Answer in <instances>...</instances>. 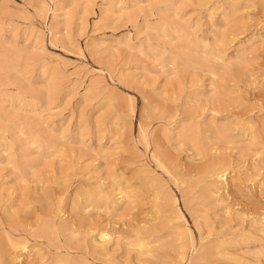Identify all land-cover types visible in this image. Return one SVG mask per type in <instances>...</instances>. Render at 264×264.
<instances>
[{"label": "rangeland", "instance_id": "rangeland-1", "mask_svg": "<svg viewBox=\"0 0 264 264\" xmlns=\"http://www.w3.org/2000/svg\"><path fill=\"white\" fill-rule=\"evenodd\" d=\"M68 1L0 0V55L2 58H12L18 49H24L25 52L22 58L24 76L12 70L0 73V127L4 125L1 128H11L6 133V141L14 149L13 162L8 163L6 155L0 156L3 159L0 162V250H4L2 253L6 262L54 264L53 259L58 251L69 258L77 257L78 264H116V261L117 264H175L180 260L182 264H197L195 260V263H190L193 255L195 258L196 252L202 251L199 249L203 243L212 242L216 237L228 239L229 248L236 253L246 246L254 249L260 242L263 244L260 234L254 233L256 230L252 220L255 223L264 222V0H83L87 3L80 0L77 4L69 2L72 5ZM119 1L126 3L129 14L109 12L113 8L111 4L118 5ZM157 30L164 31V36H160ZM215 54L224 60L220 61L222 64L212 58ZM173 59L176 64L174 66L171 64ZM220 65L226 66L223 69ZM214 66L218 70L221 67L222 71L219 70L217 74L219 71ZM213 84L222 85V89L219 86L214 88ZM213 93L217 100L213 98L212 103H209ZM154 105L157 117L154 113H151L152 116L149 114L152 145L146 148L139 133V123L144 114L143 107L153 109ZM250 120L254 123V128L250 127L255 132L253 137L248 131L251 130L249 125H252ZM187 124L197 128L193 131L197 134L194 135L196 140L210 146L206 154L197 153L191 143H181L179 137L175 136L182 125ZM19 128L28 134L25 135L29 139L33 133L38 142L35 145L27 144L28 138L21 136L23 134L21 137L18 135ZM218 130H222L228 140L235 136L233 142H237L229 144L224 137L222 141ZM11 132L17 133L15 136L18 138H13L15 136ZM16 139H20L19 142ZM155 141L160 142L161 149L164 148L162 150L167 154L162 163L152 157ZM165 160H170L169 164ZM213 162L223 168L226 165L230 168L232 185L225 190L229 197H226V204L214 205L215 208L213 204L208 206L211 209L207 211L213 217L210 221L216 220L213 222L216 227L213 230L216 232L220 223L225 226L231 222L234 228L226 224L230 230L225 232L221 230L220 224V234L228 233L227 237L215 231L209 236L208 230H205L203 236L206 239H203L197 229V218L204 213L195 211V215L192 210L197 207V203L194 204L197 199L193 194L200 190L199 186L203 187V182L199 181L200 168ZM113 181L127 188L125 191L129 195H135L128 203V208L127 202L124 209L121 207L123 203H113V194L118 192L113 190ZM96 182L102 184L112 196L106 201L97 194L93 200L94 206L88 209L90 201L86 200L83 192L96 187ZM195 183L197 187H194ZM152 187L154 190L169 189L167 192L173 196L175 194L185 219L182 225H188L193 233L192 239L188 236V242L185 237L182 242L179 240L187 244L184 260L173 252H180V249H176L180 242L177 243L174 236L168 235L175 222L172 226L168 224L169 227L165 219L169 213L163 215L162 210L169 206L156 203V190ZM81 189L84 190L79 191ZM226 205L230 206L229 212L233 214H228L230 217L227 215L231 221H227L223 210ZM13 206L15 208L11 209ZM155 207L160 210L162 208L161 212ZM48 216H52L53 219L49 218L54 220L53 225L57 227V234H51L54 237L41 227ZM151 216H158L153 219L159 225L155 224ZM145 219L148 221L147 227L152 231H147L148 236L153 235L151 239L157 240L153 245L158 246L153 247L152 254L144 255L143 260L140 258L139 261L137 250L129 245L128 235L135 223L145 222ZM160 221H163L164 226ZM104 225L113 233H123L111 262L103 256H97V253H89L93 251L90 245L86 247L82 241L77 242L82 239L78 240L70 234L76 231L79 238L86 236L89 239L96 228H103ZM153 227L157 228L156 231ZM33 229L36 232L41 230L42 236ZM242 231L246 235H240ZM43 232L47 237H43ZM55 236L56 241L62 244L57 242V246ZM69 237L72 241L68 240ZM159 242L163 243L165 250ZM81 243L87 249L82 250ZM24 245L30 246V253L22 250ZM171 245L175 250L171 249ZM33 246H39V251L38 248L36 250L42 253V256L39 254L42 259L45 257L43 260L40 258V263L36 250L31 251L35 249ZM32 252L33 255H30ZM44 252L47 254L44 255ZM11 253L14 257L20 253L21 258L15 259ZM35 255L38 261H34ZM46 255L52 256L51 260L48 257L50 261ZM123 256L125 258H120ZM249 258L254 260L251 261L253 264H264L263 256L257 257V260L254 256ZM215 260L216 264L223 261L215 256L209 264H215Z\"/></svg>", "mask_w": 264, "mask_h": 264}, {"label": "bare ground", "instance_id": "bare-ground-1", "mask_svg": "<svg viewBox=\"0 0 264 264\" xmlns=\"http://www.w3.org/2000/svg\"><path fill=\"white\" fill-rule=\"evenodd\" d=\"M2 1V0H1ZM4 1H6V0H4ZM62 1H65V0H62ZM68 1V0H67ZM80 0H69L68 1V3L69 2H72V3H78ZM81 1H83V0H81ZM80 1V2H81ZM113 1V0H112ZM163 1V0H162ZM41 2V1H40ZM39 2V3H40ZM43 2V1H42ZM41 2V3H42ZM83 2H86V1H83ZM83 2H82V4H83ZM72 3H69V4H71L72 5ZM87 3V2H86ZM85 3V4H86ZM128 3V2H127ZM132 3V2H131ZM63 4V3H62ZM82 4H81V6H82ZM93 4V3H92ZM116 4V3H115ZM115 4H111L112 5V7L113 8H117V10H113V8L111 9V10H109V9H107V10H109V12L111 11H113V12H119L120 14L122 13H128L127 12V10L129 9V7L126 5V3H124L123 4V1H119L117 4L118 5H115ZM123 4V5H122ZM6 5V4H5ZM58 6H59V3L57 4ZM70 5V6H71ZM108 5V4H107ZM138 5V4H137ZM9 6V5H8ZM7 5H6V7H8ZM64 6V5H63ZM86 6V5H85ZM103 6V5H102ZM106 6V5H105ZM231 6V5H230ZM5 7V8H6ZM89 7V6H88ZM80 8V7H79ZM83 8H85V7H83ZM92 8V7H91ZM102 8V7H101ZM45 9V8H44ZM58 9V8H57ZM78 9V8H77ZM222 9V8H221ZM85 10V9H84ZM104 10V9H103ZM133 10V9H132ZM43 11V10H42ZM129 11V10H128ZM84 12H86V10L84 11ZM56 13V12H55ZM142 13V12H141ZM129 14V13H128ZM127 14V15H128ZM178 14V13H177ZM57 16V15H56ZM122 16V15H121ZM182 16V15H181ZM65 17H67V16H65ZM127 17V16H126ZM67 19V18H66ZM183 19V18H182ZM172 20V19H171ZM184 20H181V22H183ZM180 22V21H179ZM187 23V22H186ZM163 24V23H162ZM183 24H185V22L183 23ZM158 25V24H157ZM178 25H179V23H178ZM187 25H188V23H187ZM165 26V25H164ZM51 27V26H50ZM186 27V26H185ZM188 27V26H187ZM184 28V27H183ZM189 28H192V27H189ZM170 29V28H169ZM161 30H163V29H161ZM154 31V30H153ZM156 31V30H155ZM195 30H193V32H194ZM157 32H158V30H157ZM160 33H161V35L160 36H162L163 34H162V32H164V31H159ZM158 32V33H159ZM184 32V31H183ZM173 33H174V30H173ZM197 33V32H196ZM155 34V33H154ZM195 34H193V36H194ZM197 35V34H196ZM260 35V34H259ZM160 36L159 37H156V38H160ZM164 36V35H163ZM171 36V35H170ZM198 36V35H197ZM195 37V36H194ZM0 38H1V36H0ZM181 38V37H180ZM179 38V39H180ZM221 38V37H220ZM219 38V39H220ZM261 38V37H260ZM14 40V39H13ZM181 40V39H180ZM187 40V39H186ZM199 40V39H198ZM206 40V39H205ZM209 40V39H208ZM216 40V39H215ZM218 40V39H217ZM221 40V39H220ZM220 40H219V42H220ZM263 40H264V38H263ZM129 41V40H128ZM222 41V40H221ZM261 41V40H260ZM201 42V41H200ZM186 43V42H185ZM189 43V42H188ZM205 43H207V42H205ZM216 43H218V42H216ZM142 44V43H141ZM149 44V43H148ZM212 44V43H211ZM219 44V43H218ZM119 45V44H118ZM198 45V44H197ZM215 45H217V44H215ZM127 46H130L129 44L127 45ZM141 46V45H140ZM149 46V45H148ZM189 46V45H188ZM220 46V45H219ZM109 47V46H108ZM150 47V46H149ZM191 47V46H190ZM203 47H205V46H203ZM214 47V46H213ZM129 48V47H128ZM133 48V47H132ZM206 48V47H205ZM217 48H219L218 46H217ZM16 49V48H15ZM131 49V48H130ZM133 49H135V48H133ZM140 49V48H139ZM148 49H150V48H148ZM156 49V48H155ZM172 49V48H171ZM216 49V48H215ZM138 50V49H137ZM152 50V49H151ZM177 50V49H176ZM184 50H186V49H184ZM195 50H197V48L195 49ZM203 50V49H202ZM201 50V51H202ZM150 51V50H149ZM205 51V50H204ZM241 51V50H240ZM14 53V52H13ZM23 53H25L24 52V49H18L16 52H15V54H13L14 56L12 57V58H2V55H0V57L2 58V59H0V73H3V72H9V70H12V71H14V72H16L17 74H19V75H23L24 74V68H23V61H22V58H23ZM218 53H220V52H218ZM217 53V54H218ZM223 53H225V52H223ZM153 54V53H152ZM206 55V54H205ZM216 55V54H215ZM4 56V55H3ZM149 56V55H148ZM226 56V55H225ZM5 57H7V56H5ZM216 57V58H215ZM230 57V56H229ZM169 58V57H168ZM214 60L216 59V61L218 60L219 62L220 61H224L219 55H216V56H214V57H212ZM155 60V59H154ZM230 60V59H229ZM182 62V61H181ZM212 62H213V60H212ZM227 62V61H226ZM108 63V62H107ZM209 63V62H208ZM216 63V62H215ZM218 63V62H217ZM223 63V62H222ZM221 62H220V64H222ZM171 64H172V66H174V64H175V60L173 59L172 61H171ZM170 64V65H171ZM226 64V63H225ZM230 64V63H229ZM176 65V64H175ZM215 65V64H214ZM209 66H211V65H209ZM213 66V65H212ZM211 66V67H212ZM222 68L224 67V66H226V65H220ZM219 66V67H220ZM110 67V66H109ZM162 67V66H161ZM182 68H183V66H181ZM187 67V66H186ZM185 67V68H186ZM207 67H208V65H207ZM215 67V66H214ZM219 68V70H221L222 68ZM228 67V66H227ZM176 68V67H175ZM216 68V67H215ZM215 68H213V69H215ZM187 69V68H186ZM212 69V68H211ZM213 69H212V71H213ZM217 70H218V68H216ZM215 69V70H216ZM224 69V68H223ZM173 70V69H172ZM195 70V69H194ZM197 70V69H196ZM216 70V71H217ZM218 70V71H219ZM12 71H10V72H12ZM207 71V70H206ZM212 71H211V74H212ZM222 71V70H221ZM172 72V71H171ZM203 72V71H202ZM208 72V71H207ZM215 72V71H214ZM214 72H213V74H214ZM210 73V72H209ZM216 73V72H215ZM220 73V71L217 73V74H219ZM206 74V73H205ZM216 74V76H218ZM170 75V74H169ZM24 76V75H23ZM213 76V75H212ZM25 78V77H24ZM214 78V77H213ZM219 78V77H218ZM216 79V78H215ZM214 79V80H215ZM217 80V79H216ZM216 82V81H215ZM214 82V83H215ZM2 85V84H1ZM38 85V84H37ZM221 85V84H220ZM236 85V84H235ZM213 86H214V88H215V86H219V85H214L213 84ZM44 87V86H43ZM48 87V86H47ZM47 87H45V88H47ZM220 87V90L222 89L221 87H222V85L221 86H219ZM165 88V87H164ZM48 89V88H47ZM88 89V88H87ZM219 89V88H218ZM217 89V90H218ZM92 90V89H91ZM219 90V91H220ZM45 91V90H44ZM179 91V90H178ZM212 91V90H211ZM216 90L214 89V93H216V95H217V91L215 92ZM164 93V92H163ZM211 93V92H210ZM209 93V94H210ZM213 93V97L212 98H209L210 99V102L209 103H212V99L213 98H215V94ZM219 93V92H218ZM193 94V93H192ZM202 94V93H201ZM174 95V94H173ZM193 95H196V94H193ZM221 95V94H220ZM159 96V95H158ZM179 96V95H178ZM177 96V97H178ZM200 96V95H199ZM210 96V95H209ZM112 97V96H111ZM168 97V96H167ZM180 97V96H179ZM186 97V96H185ZM47 98V97H46ZM49 98V97H48ZM98 98V97H97ZM169 98V97H168ZM174 98V97H173ZM189 98H192V97H189ZM194 98V97H193ZM207 98V97H206ZM229 98V97H228ZM113 99V98H112ZM115 99V98H114ZM158 99V98H157ZM170 99H171V97H170ZM180 99V98H179ZM216 99V98H215ZM214 99V100H215ZM172 100V99H171ZM212 100V101H211ZM217 100V99H216ZM215 100V101H216ZM224 100V99H223ZM49 101V100H48ZM112 101V100H111ZM114 101V100H113ZM144 101V100H143ZM173 101V100H172ZM190 101V100H189ZM199 101V100H198ZM200 102V101H199ZM217 102V101H216ZM171 103V102H170ZM174 103V102H173ZM172 103V104H173ZM188 103V102H187ZM186 103V104H187ZM208 103V102H207ZM217 103H219V102H217ZM119 104V103H118ZM175 104V103H174ZM192 104V103H191ZM134 105V104H133ZM157 105V104H156ZM188 105V104H187ZM206 105V104H205ZM108 106V105H107ZM111 106V105H110ZM145 106V105H144ZM153 106V105H152ZM155 106V105H154ZM207 106V105H206ZM109 107V106H108ZM120 107H123V106H120ZM159 107V106H158ZM112 108V107H111ZM143 108H145V110H144V114H143V117H142V119L140 120V123H139V133H140V136H141V140H142V142L143 143H145V145H146V148H149L150 147V145H152V138H151V136H150V127H149V124H150V122L151 121H149L150 120V115H151V113H154L155 112V109L154 108H156V106L155 107H153V109L151 108H147V107H143ZM174 108V107H173ZM189 108H191L190 106H189ZM214 108V107H213ZM122 109V108H121ZM212 109V108H211ZM219 109H221V108H219ZM35 110V109H34ZM158 110H160L159 108H158ZM157 110V111H158ZM174 111H176V109H173ZM213 110V109H212ZM133 111V110H132ZM215 111H217V110H215ZM160 112H161V110H160ZM27 113V112H26ZM42 113V112H41ZM143 113V112H142ZM156 113V112H155ZM154 113V115H156ZM40 114V113H39ZM150 114V115H149ZM9 116V115H8ZM126 116V115H125ZM152 116V115H151ZM163 116V115H162ZM162 116H160V117H162ZM210 116V115H209ZM156 117H157V115H156ZM9 118V117H8ZM42 119H44V118H42ZM158 119H159V117H158ZM157 119V120H158ZM166 119V118H165ZM7 120V119H6ZM9 120V119H8ZM39 120V119H38ZM182 119H180V121H181ZM185 120V119H184ZM2 120L0 119V122H1ZM42 121H44L45 122V120H42ZM187 121H189V120H187ZM191 121V120H190ZM210 121V120H209ZM43 122V123H44ZM153 122V121H152ZM182 122V121H181ZM216 122V121H215ZM7 123H9V121L7 122ZM159 123V122H158ZM190 123V122H189ZM188 123V124H189ZM212 123H214V121L212 122ZM248 123V122H247ZM246 123V124H247ZM249 123H252V121L250 120V122ZM12 124H14V123H12ZM163 124H165V123H163ZM162 124V125H163ZM183 124V123H182ZM182 125V129L179 131V132H177V134L175 135V136H177V138L178 139H180V141H181V143L183 142V143H187V145H188V143H191L190 145H192V146H194L195 148H196V151H197V153H199V154H202V153H205L206 154V152H207V150H210L209 149V147L208 146H206V145H204V144H202V141H200V140H196L195 139V137H194V135H197V134H195L193 131H194V129L196 130L197 128L196 127H194V126H192L191 124L190 125ZM215 124V123H214ZM245 124V123H244ZM254 123H252V125H253ZM1 125V124H0ZM16 125V124H15ZM14 125V126H15ZM213 125V124H212ZM251 125V124H250ZM249 125V128L251 127V128H254V125H253V127H252V125L250 126ZM2 126H4V125H2ZM1 126V127H2ZM11 126V125H10ZM211 126V125H210ZM217 126V125H216ZM245 126V125H244ZM0 127V156L1 155H6V157H7V159H8V163L9 162H11L12 160H13V157H14V149H13V145L12 144H10L9 142H7L6 141V139H7V136L8 135H6V133L8 134V130H10L9 129V127H8V130H7V128L5 127V128H1ZM163 127V126H162ZM219 127V126H218ZM224 127H226V126H224ZM16 128V127H15ZM14 128V129H15ZM209 128V127H208ZM221 128V127H220ZM223 128V127H222ZM250 128V129H251ZM26 129V128H25ZM122 129V128H121ZM153 129V128H152ZM155 129V128H154ZM163 129V128H162ZM168 129V128H167ZM215 130H216V128H214ZM13 130V129H12ZM11 130V131H12ZM28 130H31L30 128L28 129ZM52 130H53V128H52ZM115 130V129H114ZM228 130V129H227ZM230 130V129H229ZM248 130V129H247ZM14 131V130H13ZM51 131V130H50ZM116 131V130H115ZM153 131V130H152ZM217 131V130H216ZM248 131H250V133L252 134V137H253V133L255 134V132H253L254 131V129H253V131H252V129L251 130H248ZM15 132V131H14ZM16 132H17V130H16ZM35 132H37V131H35ZM162 132V131H161ZM165 132V131H164ZM210 132H212V131H210ZM11 133H13V132H11ZM214 133V132H213ZM217 133H219V138H221L222 137V141H224L225 139L224 138H226V137H224V134L225 133H223V131L222 130H218V132ZM249 133V132H248ZM250 133L248 134V135H250ZM10 134V133H9ZM14 134V133H13ZM17 134V133H16ZM16 134H14V136L16 135ZM21 134H23V135H21ZM26 133L24 132V130L21 128H19L18 129V135L20 136H24ZM44 134V133H43ZM47 134V133H46ZM162 134V133H161ZM205 134V133H204ZM11 135V134H10ZM26 135H28V134H26ZM26 135H25V137L24 138H28V137H26ZM29 135H31V131L29 132ZM51 135V134H50ZM49 135V136H50ZM232 135V134H231ZM17 136V135H16ZM13 137V138H18V137ZM20 136V137H21ZM34 135H33V133H32V135H31V139H27V141H26V143L27 144H30V145H35L38 141L35 139V137H33ZM114 136V135H113ZM174 136V137H175ZM203 136V135H202ZM226 136V135H225ZM256 136V135H255ZM259 136V135H258ZM19 137V138H20ZM48 137V136H47ZM161 138H162V135L160 136ZM206 137V136H205ZM217 137H218V135H217ZM216 137V138H217ZM224 137V138H223ZM228 137V136H227ZM234 137V138H233ZM232 137V140H228L227 138V143H229V144H231V143H233V144H235L236 142H233L234 140L233 139H235V136H233ZM9 138H10V136H9ZM8 138V139H9ZM42 138V137H41ZM166 138H167V136H166ZM207 138H209V137H207ZM21 139V138H20ZM20 139H16L17 141L18 140H20ZM51 139V138H50ZM155 139V138H154ZM163 139V138H162ZM168 139V138H167ZM205 139V138H204ZM260 139V138H259ZM13 140V139H12ZM164 140V139H163ZM212 140H213V138H212ZM248 140V139H247ZM251 140V139H250ZM13 141H15V140H13ZM49 141V140H48ZM168 141V140H167ZM179 141V142H180ZM253 141V140H252ZM262 141V140H261ZM19 142V141H18ZM46 142H47V140H46ZM158 142V141H157ZM156 141H155V147L153 148L154 149V152H153V150H152V152H153V154H152V157L157 161V162H161L162 163V161L164 160V157L167 155L165 152L166 151H163L164 150V148H162L161 149V145L159 144V143H157ZM165 142H166V140H165ZM210 142H211V140H210ZM210 142H208V143H210ZM241 142V141H240ZM25 143V144H26ZM51 143H52V141H51ZM207 143V142H206ZM26 144V145H27ZM44 144V143H43ZM42 144V145H43ZM167 144V143H166ZM173 144V143H172ZM177 144V143H176ZM180 144V143H179ZM211 144V143H210ZM24 145V144H23ZM22 145V146H23ZM46 145V144H45ZM178 145V144H177ZM185 145V144H184ZM211 145H213L214 146V144H211ZM97 146V145H96ZM176 146V145H175ZM191 146V147H192ZM217 146V145H216ZM230 146V145H229ZM235 146V145H234ZM38 147V146H37ZM55 147V146H54ZM153 147V146H152ZM166 147H167V145H166ZM169 148H170V146H168ZM190 147V149H192ZM193 147V148H194ZM19 148V147H18ZM212 148H214V147H212ZM240 148V147H239ZM109 149V148H108ZM215 149L216 150H218V147L216 148L215 147ZM247 149V148H246ZM100 150V149H99ZM150 150V149H149ZM193 151H195L194 149H192ZM213 150V149H212ZM211 150V151H212ZM37 151V150H36ZM251 151H253V150H251ZM27 152V151H26ZM177 152V151H176ZM253 152H256V151H253ZM20 153V152H19ZM30 153V152H29ZM32 153V152H31ZM23 154V153H22ZM27 154V153H26ZM41 154V153H40ZM254 154H257V153H254ZM197 155V154H196ZM214 155H215V153H214ZM216 155H217V153H216ZM258 155H259V153H258ZM206 155H204L202 158H201V160L205 157ZM22 157V156H21ZM19 157L20 159H22V158H24V157ZM25 157H26V155H25ZM104 157V156H103ZM262 158V157H261ZM6 159V160H7ZM26 159V158H25ZM205 159V158H204ZM230 159V158H229ZM254 159V158H253ZM3 159H1L0 158V162L2 161ZM178 160V159H177ZM221 160V159H220ZM258 160V159H257ZM17 161V160H16ZM16 161H15V165H16ZM27 161V160H26ZM153 161V160H152ZM165 161H168V160H165ZM173 161V160H172ZM203 161V160H202ZM256 161V160H255ZM13 162V161H12ZM45 162H46V160H45ZM169 162H170V160L168 161V164H169ZM258 162V161H257ZM222 163V162H221ZM252 163V162H251ZM260 163V162H259ZM21 164V163H20ZM25 164V163H24ZM31 165V164H30ZM181 165V164H180ZM179 165V166H180ZM252 165H253V163H252ZM23 166V165H22ZM26 166H28V165H26ZM178 166V167H179ZM182 166V165H181ZM202 166H203V164H202ZM254 166V165H253ZM31 167V166H30ZM33 167H34V165H33ZM177 167V166H176ZM177 167V168H178ZM24 168V167H23ZM144 168V167H143ZM175 168V167H174ZM189 169V168H188ZM18 170V169H17ZM22 170V169H21ZM24 170V169H23ZM28 170V169H27ZM31 170L33 171V169L31 168ZM175 170V169H174ZM185 170V169H184ZM233 170V169H232ZM149 171V170H148ZM176 171V170H175ZM186 171V170H185ZM199 171V170H198ZM177 172V171H176ZM190 172V171H189ZM200 172H201V179L199 180V178H197L200 182L202 181L203 182V187H201V186H199L200 187V190L199 191H197V192H195V194H193L194 195V198H195V200L197 199V202H194V204H196L197 205V207H195V209L196 210H194V209H192L194 212L195 211H197V213H199V211H200V213H201V211L204 213V214H202L200 217H199V219L197 218V229H199V234L201 235V237L203 238V239H206V237H204L203 235L205 234L204 233V231L205 230H208V234H209V236L212 234L213 235V233H215L216 232V230H213V229H215L216 227H215V223H213L214 221H216V220H213L212 222L210 221L212 218H211V213L209 212V211H207V210H209V208H208V206L209 205H211V204H213L212 206H213V208H215V206L216 205H219V206H222L221 205V203H223V204H226V203H224L225 201L227 202V198H229V197H227V195H226V189L228 188V187H230L229 185L231 184V182H232V178L230 177V175H231V170H230V168L228 169L227 168V165H226V168H223L222 166H220L219 165V163H217V162H213L211 165H208V166H204V167H201L200 168ZM236 172V171H235ZM107 173V172H106ZM151 173V172H150ZM196 173V172H195ZM19 174H21V172L19 171ZM18 174V175H19ZM188 174V173H187ZM236 174H237V172H236ZM22 175H23V173H22ZM25 175H27L26 173H25ZM29 175V174H28ZM27 175V176H28ZM109 175H110V173H109ZM139 175V174H138ZM176 175V174H175ZM20 176V175H19ZM106 176H108V175H106ZM158 176V175H157ZM242 176V175H241ZM22 177V176H21ZM176 177V176H175ZM180 177V176H179ZM234 177V176H233ZM112 178V177H111ZM137 178H139V177H137ZM157 178V177H156ZM177 178V177H176ZM181 178V177H180ZM235 178V177H234ZM152 179V178H151ZM182 179V178H181ZM89 180V179H88ZM143 180H144V178H143ZM162 180V179H161ZM183 180V179H182ZM86 181V180H85ZM88 182V181H87ZM100 182H101V180H100ZM117 182V181H116ZM114 183V181H113V186H115L114 188H113V190H115V191H118L117 193H114L113 194V198H114V200H113V203L114 204H119V203H123L122 204V208L124 207V204L126 203L127 204V208H128V203H130V201H132V197L133 196H135V195H129L128 193H127V191H125V189L127 190V188H123V187H121V186H118L117 185V183ZM156 182V181H155ZM194 182V181H193ZM99 182H96V187H93L91 190H88V191H85V193L83 192V195L85 194V196L84 197H86V200L87 201H90V204L87 206V208L89 209V207L90 206H94V204H93V200H94V198L96 197V195L97 194H99V197H100V195L101 196H103L104 198H105V200L107 201V198H109V196L111 195V194H109L106 190V188H104L103 187V185L102 184H98ZM146 182H144V184H145ZM151 183V182H150ZM160 183V182H159ZM184 183V182H183ZM186 183V182H185ZM242 183V182H241ZM98 184V185H97ZM105 184V183H104ZM143 184V185H144ZM152 184H154V182L152 183ZM196 184L197 183H195L194 184V187L196 186ZM94 185H95V183H94ZM111 185V184H110ZM198 185V184H197ZM232 185V184H231ZM107 186V185H106ZM113 186H111V187H113ZM261 186H263V184L261 185ZM260 186V187H261ZM111 187H109L108 189H111ZM162 187V186H161ZM186 187V186H185ZM197 187V186H196ZM35 188V187H34ZM33 188V189H34ZM140 188V187H139ZM138 188V189H139ZM153 188V187H152ZM163 188V187H162ZM178 188H180V187H178ZM248 188V187H247ZM1 189V188H0ZM45 189V188H44ZM199 189V188H198ZM229 189V188H228ZM49 190V189H48ZM47 190V191H48ZM82 190H84V189H81V190H79V191H82ZM86 190V189H85ZM135 190V189H134ZM140 190V189H139ZM153 190H154V188H153ZM156 190V189H155ZM154 190V191H155ZM168 191H169V189H167ZM167 190L165 191V190H163V189H157L156 190V192H154L155 193V201H157L156 203L158 204V202H161V203H163V204H165V205H168L169 207H168V209H163L162 210V208H161V210L164 212L163 213V215H166L167 213H169V214H167V216H166V224L168 225V224H171V226L172 225H174V222H175V225L173 226V228H172V231L170 232V234H168V235H170V236H174L173 237V239L174 240H176L177 241V243H179L180 241L179 240H181V242H182V239L185 237V239L187 240V239H189L188 238V236L192 239V237H193V233H192V231L190 230V228L189 227H187L188 225H186V226H183L182 225V222L185 220V219H183L184 218V215H183V212H182V210L178 207V199H177V197H175V194H174V196L171 194V193H169V192H167ZM228 191V190H227ZM77 192V191H76ZM136 192V191H135ZM171 192V191H170ZM173 192V191H172ZM33 193V192H32ZM82 193V192H81ZM112 193H113V191H112ZM34 194V193H33ZM52 195V194H51ZM81 195V194H80ZM154 195V194H153ZM5 196V195H4ZM82 196V195H81ZM112 196V195H111ZM185 196V195H184ZM147 197V196H146ZM227 197V198H226ZM81 198V197H80ZM82 198H83V196H82ZM111 198V197H110ZM192 198H193V196H192ZM192 198H190V199H192ZM49 200V199H48ZM136 200V199H135ZM151 200V199H150ZM83 201V200H82ZM148 201V200H147ZM187 201V200H186ZM44 202V201H43ZM78 202V201H77ZM76 202V203H77ZM80 202H81V200H80ZM96 202V201H95ZM136 202V201H135ZM188 202V201H187ZM190 203H192L193 204V202H191V201H189ZM49 203V202H48ZM105 203V202H104ZM107 203V202H106ZM137 203V202H136ZM189 203V204H190ZM79 203H77V205L76 206H78L79 207V205H78ZM96 204V203H95ZM101 204V203H100ZM125 204V205H126ZM150 204H153V203H150ZM160 204V203H159ZM82 205V204H81ZM121 205V204H120ZM215 205V206H214ZM234 205V204H233ZM96 206V205H95ZM155 206H158V205H155ZM160 206V205H159ZM162 206V205H161ZM191 206V205H190ZM43 207V206H42ZM218 207V206H217ZM12 208H15V206H13V207H11V209ZM102 208H107V207H105V206H103ZM130 208V207H129ZM156 208V207H155ZM167 208V207H166ZM188 208V207H187ZM192 208H194V206L192 207ZM212 208V209H213ZM222 208V207H221ZM97 209V208H96ZM111 209V208H110ZM110 209H108V210H110ZM124 209V208H123ZM157 209V211L159 210L160 212H161V210L159 209V207H157L156 208ZM211 209V208H210ZM41 210V209H40ZM103 210V209H102ZM105 210H107V209H105ZM111 210H115V209H111ZM223 210H225V215L227 216L228 214H232V213H230L231 212V210H230V206H228V205H226L225 207H224V209ZM237 210V209H236ZM119 211V210H118ZM193 211L191 212L192 213V215H193ZM221 211H222V209H221ZM230 211V212H229ZM33 212V211H32ZM153 212V211H152ZM159 212V213H160ZM166 212V213H165ZM219 212V210L217 211V213ZM5 213V212H4ZM64 213V212H63ZM134 213V212H133ZM48 214H50V213H48ZM88 214V213H87ZM92 214V213H91ZM147 215V214H146ZM160 215H162V213L160 214ZM195 215H196V212H195ZM214 215V214H213ZM225 215H223L224 217H225ZM233 215V214H232ZM10 216V215H9ZM159 216V215H158ZM158 216H157V218H158ZM220 216V215H219ZM223 216H221L222 218H224ZM229 216V215H228ZM226 217L227 218V221H231V220H228L229 219V217ZM34 217V216H33ZM52 218V216H48L47 217V219H45L44 221H43V225L41 226V227H43V229L46 231H48L49 232V235H51L52 234V232H54V234H57L56 232V230H57V227L55 226V225H53V223H54V220H50V218ZM145 217V216H144ZM160 217V216H159ZM216 217H218L217 215H216ZM7 218V217H6ZM151 219H153V218H155L154 216H153V218H152V216L150 217ZM150 218H149V222H150V225H152L153 226V224L151 223V221H150ZM157 218H155V219H157ZM162 218H164V216L162 217ZM220 218V217H219ZM218 218V219H219ZM259 218V217H258ZM262 218V217H261ZM9 219V218H8ZM64 219V218H63ZM155 219H153V221L155 220ZM159 219H161V218H159ZM165 219H163L164 221H165ZM196 219V218H195ZM231 219V218H230ZM246 219V218H245ZM262 219H264V218H262ZM7 220V219H6ZM39 220V219H38ZM42 220H43V218H42ZM62 220V219H61ZM183 220V221H182ZM223 220V219H222ZM222 220H221V222H222ZM239 220V219H238ZM254 220V219H253ZM252 220V222H254L255 223V220L253 221ZM260 220V219H259ZM135 221V220H134ZM143 221H144V219H143ZM146 219H145V222H142V223H138V224H134L133 225V227H132V229H131V231H130V233H129V235H128V239H129V245H131V246H134V249L135 250H137V252H136V254H137V256L139 257V261L141 260L140 258H142L144 255H150V254H152L153 252V247H157V246H155V245H153L154 243H156V241L157 240H154V239H151L152 237H153V235L152 236H148V233H147V231L148 232H150L151 230H150V228H148L149 226H148V224L146 223ZM156 221L157 220H155L154 222H155V224H158V223H156ZM220 221V220H219ZM219 221H217V222H219ZM226 220H224V222H225ZM38 222V224H39V222H40V220L39 221H37ZM62 222V221H61ZM60 222V223H61ZM148 222V221H147ZM153 222V223H154ZM161 222V225H163L162 224V222L163 221H160ZM243 222V221H242ZM249 222V221H248ZM258 221H256V223H257ZM2 223V222H1ZM42 223V222H41ZM59 223V224H60ZM65 223V222H64ZM63 223V224H64ZM67 223V222H66ZM185 223V222H184ZM229 223V224H228ZM228 223H226L227 225H232L231 224V222H228ZM250 223V222H249ZM254 223H252L253 224V226H254V229L256 230V231H254V233H257V234H260L259 236L260 237H262L261 238V241H264V222H260V223H255V225H254ZM96 224V223H95ZM154 224V225H155ZM217 224H219V223H217ZM221 224V223H220ZM219 224V225H220ZM226 224H225V226H223L222 224V226L223 227H225L224 229H223V227L222 226H220L221 227V230L222 231H225V232H227V231H229L228 230V228L230 227V226H227L226 227ZM102 225V224H101ZM159 225V224H158ZM219 225L217 226L218 227V229L220 230V227H219ZM1 226V225H0ZM39 226V225H38ZM68 226V225H67ZM66 226V227H67ZM148 226V227H147ZM152 226H151V228H152ZM164 226V225H163ZM169 227H170V225H168ZM167 226V227H168ZM105 227V228H104ZM104 227L103 228H100V229H97L96 228V232H93L94 234L91 236V238H89L88 239V237H86V236H82L81 238H79L76 234H75V232L76 231H71L72 233H70L71 234V236H73V237H77L78 238V240L79 239H82V240H80V241H77V242H81L82 241V243H85V245H86V247L88 246V245H90V248L91 249H93V251L92 252H89V253H91V254H94V253H97V256L98 255H100V256H103L104 258H105V260L106 261H108V262H111V260H112V258L114 257V254H115V249L118 247V246H120V240H121V238L123 237V233L121 232V231H116V232H111V231H109L107 228H106V226L104 225ZM130 227V226H129ZM158 227V226H157ZM232 227H233V225H232ZM239 227V226H238ZM2 228V227H1ZM74 228V227H73ZM87 228V227H86ZM116 228V227H115ZM154 228V227H153ZM162 228V227H161ZM166 228V227H165ZM184 228H186V229H184ZM234 228V227H233ZM232 228V230H234ZM237 228V227H236ZM244 228V227H243ZM250 228V227H249ZM253 228V227H252ZM37 229H41V228H39V227H37ZM155 229V228H154ZM157 229V228H156ZM156 229H155V231H156ZM217 229V230H218ZM248 229V228H247ZM247 229H246V231H247ZM251 229V228H250ZM34 230V229H33ZM73 230V229H72ZM150 230V231H149ZM162 230V229H161ZM219 230L217 231L219 234H220V232H221V230H220V232H219ZM10 231V230H9ZM35 231V230H34ZM43 231V230H42ZM89 231V230H88ZM127 231V230H126ZM129 231V230H128ZM215 231V232H214ZM239 231H241V230H239ZM244 232H245V230H243ZM242 231V232H243ZM251 231V230H250ZM36 232V231H35ZM38 232L39 231H37L36 233L38 234ZM48 232H46L47 233V235H48ZM90 232V231H89ZM152 232V231H151ZM217 232H216V234H217ZM225 232H223L222 234L223 235H226V234H228V233H226L225 234ZM233 232V231H232ZM232 232H230V234L232 235ZM235 232H236V230H235ZM244 232L242 233V234H240V235H242L243 236V234H244ZM248 233H249V230L247 231ZM246 232V233H247ZM34 233V232H33ZM125 233V232H124ZM145 233H147L146 235H145ZM234 233V232H233ZM247 233V234H248ZM53 234V235H54ZM69 234V233H68ZM128 234V233H127ZM237 234H239V233H237ZM250 234V233H249ZM256 234V235H257ZM41 235V230H40V232H39V236ZM84 235H85V233H84ZM221 235V234H220ZM223 235H221V236H223ZM244 235H246V234H244ZM255 235V234H254ZM255 235V236H256ZM42 236V235H41ZM52 236V235H51ZM70 236V237H71ZM89 236V235H88ZM208 235H207V237L210 239V237H209ZM233 236V235H232ZM237 236V235H236ZM258 236V238H260ZM2 237V236H1ZM43 237H47L46 236V234H44V232H43ZM49 238H50V236H48ZM52 237H54V236H52ZM56 237L57 236H55V241H56ZM68 238V240H71L72 241V239L71 238ZM155 237V236H154ZM167 237V236H166ZM187 237V238H186ZM219 237V236H218ZM226 237H227V235H226ZM230 237V236H229ZM59 238V237H58ZM161 238V237H160ZM159 238V239H160ZM165 238V237H164ZM172 238V237H171ZM212 238H213V236H212ZM214 238H215V236H214ZM213 238V239H214ZM231 238V237H230ZM229 238V239H230ZM249 238V237H248ZM52 239V238H51ZM184 239V240H185ZM212 239V240H213ZM235 239V238H234ZM239 238H237L236 240H238ZM251 239V238H250ZM14 240V239H13ZM59 240V239H58ZM75 240V239H74ZM73 240V241H74ZM200 240H202V239H200ZM228 240V239H227ZM227 240H222V238L221 237H219V238H215L212 242H209V243H203V245L201 246V249H199L201 252H196V254H195V258H194V255H193V258H192V260L190 261V263H192V262H194V260H195V262H197V264H209L210 262H211V260L213 259V257L215 258V256H219L223 261H228V263L229 262H231L230 264H253V262H251V261H254V260H251L249 257H256V260H257V257H261V256H263L264 257V243L263 244H261L262 242H260V245L258 244L257 246H254L253 248L254 249H250V248H248L247 246V248L245 249H240L239 250V252L238 253H236V252H234V250H232V249H230L229 248V246H230V242H228ZM236 240H234L235 242H236ZM242 240V239H241ZM241 240H239L240 242H241ZM247 240V239H246ZM253 240H254V238H253ZM23 241V240H22ZM158 241H160V240H158ZM175 241V242H176ZM189 240H187V242H188ZM191 241V240H190ZM208 241V240H207ZM242 241H244V240H242ZM12 242H14V241H12ZM57 242H59V241H56V243ZM162 242V241H161ZM179 243L178 244V246H176L177 248V250L178 249H180V252H177L176 253V251H173V252H175V254H177L178 256H179V258L181 257L182 259L184 258V256H185V253H186V250H185V248H187V244H184L186 241H184L183 243ZM256 242V241H255ZM61 243V241L59 242V244ZM81 243V244H82ZM160 243V242H159ZM58 243H57V246L59 245ZM62 244V243H61ZM77 244V243H76ZM161 245L163 244V243H160ZM167 244V243H166ZM245 244V243H244ZM85 245L83 246V244H82V246L84 247H81L82 248V250L83 249H85L86 247H85ZM153 245V246H152ZM174 245V244H173ZM240 245V244H239ZM243 245V244H242ZM61 246V245H60ZM76 246V245H75ZM74 246V247H75ZM78 246V245H77ZM151 246H152V248H151ZM163 246V245H162ZM166 246V245H165ZM167 246H170V245H167ZM172 246V245H171ZM241 246V245H240ZM30 246H26V245H24L23 246V248H22V250H28L27 252L28 253H30ZM39 247V246H38ZM37 247V248H38ZM41 247V246H40ZM129 247V246H128ZM159 247H161L160 245H159ZM243 247H244V245H243ZM3 248V247H2ZM33 248H35V249H33ZM33 250H31V251H35L37 248L36 247H34L33 246ZM42 248V247H41ZM40 248V249H41ZM78 248V247H77ZM80 248V247H79ZM80 248V249H81ZM119 248V247H118ZM161 248H164V250L166 249L164 246L163 247H161ZM173 248V250H175L174 249V246H172L171 247V249ZM239 248H241V247H239ZM238 248V249H239ZM74 249V248H73ZM76 249V248H75ZM87 249V248H86ZM90 249V250H91ZM127 249V248H126ZM131 249V248H130ZM181 249H182V251H181ZM194 249V248H193ZM237 249V248H236ZM38 251H39V248L37 249ZM36 250V251H37ZM89 250V251H90ZM124 250V249H123ZM168 250V249H167ZM2 251H4V250H0V264H8L9 263V261L8 262H6V260L4 259V254L2 253ZM5 251H6V249H5ZM10 251V250H9ZM14 251V250H13ZM35 251V254L37 255V253H38V251L36 252ZM41 251H43V248L41 249ZM49 251V250H48ZM84 251H87V250H84ZM156 251V250H155ZM157 251H159V250H157ZM190 251H191V249H190ZM198 251V250H197ZM19 252V251H18ZM24 252V251H23ZM33 252L30 254V255H33ZM58 252V251H57ZM56 252V255H55V258L53 259V262H54V264H78V262H77V257H76V259H74V258H69V256H64V255H62L61 253H57ZM66 252V251H65ZM69 252V251H68ZM79 252V251H78ZM83 252V251H82ZM121 252V251H120ZM128 252V251H127ZM26 253V252H25ZM54 253V252H53ZM52 253V254H53ZM158 253V252H157ZM12 254V256H13V253H11ZM27 254V253H26ZM41 255L42 256V253H38V255ZM45 254H47V252L45 253L44 252V255ZM49 254V253H48ZM67 254H70V253H67ZM129 254V253H128ZM174 254V253H173ZM198 254V255H197ZM17 255H18V253H17ZM28 255V254H27ZM26 255V256H27ZM35 255V256H36ZM40 255L38 256V258H39V261H38V259L36 260V258H37V256L35 257V256H33V257H35V260L34 261H38L39 263H40V260L42 259L41 257H40ZM51 255V254H50ZM177 255H175L176 257H177ZM191 255V254H190ZM24 256V255H23ZM29 256V255H28ZM47 256V255H46ZM72 256V255H71ZM76 256V255H75ZM78 256V255H77ZM83 255H81V257H82ZM119 256H121V255H119ZM125 256V255H124ZM120 257V258H125V257ZM9 258H10V256H8ZM14 257V256H13ZM32 257V256H31ZM48 257L50 258V260H51V258H52V256L50 257V256H47V260H48ZM15 259H20L21 258V255H20V253H19V255L18 256H15L14 257ZM41 258V259H40ZM45 258V257H44ZM43 258V259H44ZM119 258V259H120ZM180 258V259H181ZM7 259V258H6ZM42 259V260H43ZM133 259V258H132ZM146 259H147V257H146ZM162 259V258H161ZM50 260H48V261H50ZM80 260V259H79ZM89 260V259H88ZM100 260V259H99ZM142 260H143V258H142ZM174 260H175V258H174ZM184 260V259H183ZM217 260V259H216ZM216 260H215V262H213V263H215L216 264ZM103 261H104V259H103ZM223 261H222V263H218V264H224L223 263ZM263 261V260H262ZM41 262H43V261H41ZM45 262H47V261H45ZM82 262V261H81ZM194 262V263H195ZM261 262V261H260ZM13 263H15V262H13ZM95 263H96V261H95ZM139 263V262H138ZM141 263H142V261H141ZM145 263V262H144ZM212 263V262H211ZM16 264V263H15ZM44 264V263H43ZM48 264V263H47ZM51 264H53L52 262H51ZM97 264V263H96ZM116 264H117V261H116ZM171 264H174V263H171ZM175 264H182L181 263V260L179 261V262H175ZM189 264V263H188Z\"/></svg>", "mask_w": 264, "mask_h": 264}]
</instances>
